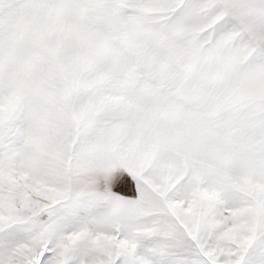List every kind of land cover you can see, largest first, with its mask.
<instances>
[{
	"label": "snow or ice",
	"instance_id": "6c2138e0",
	"mask_svg": "<svg viewBox=\"0 0 264 264\" xmlns=\"http://www.w3.org/2000/svg\"><path fill=\"white\" fill-rule=\"evenodd\" d=\"M0 264H264V0H0Z\"/></svg>",
	"mask_w": 264,
	"mask_h": 264
}]
</instances>
